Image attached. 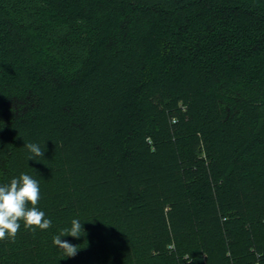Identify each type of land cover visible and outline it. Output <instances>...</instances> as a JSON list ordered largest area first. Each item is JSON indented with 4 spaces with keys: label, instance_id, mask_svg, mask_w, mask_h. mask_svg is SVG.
Listing matches in <instances>:
<instances>
[{
    "label": "trees",
    "instance_id": "obj_1",
    "mask_svg": "<svg viewBox=\"0 0 264 264\" xmlns=\"http://www.w3.org/2000/svg\"><path fill=\"white\" fill-rule=\"evenodd\" d=\"M21 173L52 226L21 222L0 264H100L118 243L264 264V0H0V185Z\"/></svg>",
    "mask_w": 264,
    "mask_h": 264
},
{
    "label": "clouds",
    "instance_id": "obj_2",
    "mask_svg": "<svg viewBox=\"0 0 264 264\" xmlns=\"http://www.w3.org/2000/svg\"><path fill=\"white\" fill-rule=\"evenodd\" d=\"M31 153L28 160L44 157V149L38 143L24 145ZM40 184L31 175L21 173L18 178H12L10 183L0 185V241H14L19 233L21 222L26 230L35 232L47 230L52 221L38 208L40 202ZM82 224L78 219L71 221L70 228H64L59 235L53 237V244L63 251L64 257H74L79 245L62 241L61 237L79 238L84 235Z\"/></svg>",
    "mask_w": 264,
    "mask_h": 264
},
{
    "label": "rangeland",
    "instance_id": "obj_3",
    "mask_svg": "<svg viewBox=\"0 0 264 264\" xmlns=\"http://www.w3.org/2000/svg\"><path fill=\"white\" fill-rule=\"evenodd\" d=\"M50 165L54 167L60 166V160L58 158H54L51 160ZM263 216L256 215L254 218V226L256 228V235L258 237L264 238V227H262V218ZM245 234V232H240L238 234V238L240 239V244L242 242L241 237ZM110 239V237L104 236H97L94 235L92 238L86 239L85 244H98L101 242H105L106 240ZM170 248V247H169ZM95 256L100 260V264H142L145 263L144 258L137 257V252L132 246L131 243H118V244H111L102 246L99 250L95 251ZM132 257V259H130ZM31 260H36L30 257ZM82 261L85 262L84 256L81 257ZM184 260L187 262L186 264H198L197 262L193 261L191 258L184 257L183 260L181 259L180 264H184ZM192 260V261H191Z\"/></svg>",
    "mask_w": 264,
    "mask_h": 264
}]
</instances>
